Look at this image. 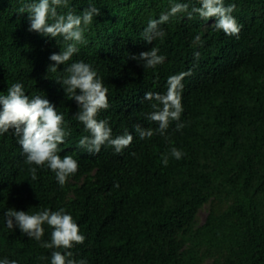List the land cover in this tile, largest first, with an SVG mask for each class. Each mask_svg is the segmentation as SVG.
I'll list each match as a JSON object with an SVG mask.
<instances>
[{
  "label": "trees",
  "instance_id": "trees-1",
  "mask_svg": "<svg viewBox=\"0 0 264 264\" xmlns=\"http://www.w3.org/2000/svg\"><path fill=\"white\" fill-rule=\"evenodd\" d=\"M24 2L0 0V95L20 82L27 95L46 96L71 132L60 155H72L79 168L63 187L47 166L32 180L34 165L25 162L18 137L13 130L0 135V259L50 264L52 250L18 226L8 229L4 213L64 208L86 237L74 257L88 264H264V0H225L236 4L238 35L217 30L215 18L183 12L160 25L165 35L152 43L141 35L150 19L172 2L191 11L199 0H69L65 10L79 14L91 2L100 14L85 31L86 43L56 72L48 71L55 63L49 57L65 42L29 31V13L18 12ZM197 35L202 46L193 43ZM152 47L165 57L156 68L131 58ZM77 60L91 64L109 90L110 107L98 118L114 137L125 130L134 136L120 153L78 145L87 135L74 118L79 106L57 82ZM189 71L182 81L184 127L173 121L165 135L140 139L136 124L158 128L146 118L153 102L145 93H163L170 75ZM171 147L183 158L169 156L164 166L161 156ZM44 227L48 241L51 229Z\"/></svg>",
  "mask_w": 264,
  "mask_h": 264
},
{
  "label": "clouds",
  "instance_id": "clouds-1",
  "mask_svg": "<svg viewBox=\"0 0 264 264\" xmlns=\"http://www.w3.org/2000/svg\"><path fill=\"white\" fill-rule=\"evenodd\" d=\"M199 7L189 4L172 2L170 9L162 13L158 19H150L142 32V38L152 43L156 38H163L164 31L160 25L167 23L171 17L178 13L187 12L189 18L198 14L201 19L215 18L214 26L222 30L226 35H238L242 25L233 15L236 4L225 5V0H199ZM69 0H25L18 12L29 13V31L38 32L49 38H62L65 46L59 53H52L49 57L55 63L50 64L48 71L56 72L57 68L65 65L73 55L79 51V45L86 43L85 31L93 22V18L100 14V9L94 3H89L79 14L68 9ZM194 45L203 42L197 35ZM159 49L152 47L148 51H142L131 58L143 62V67L156 68L162 64L165 57L158 54ZM199 59L200 53H194ZM67 75L57 80L61 83L68 99H74L79 111L74 118L84 125L83 135L79 141V147L89 153H99L102 146L110 145L117 153L129 147L134 139L132 132L125 130L122 134L113 136V130L106 119H99L102 110H107L109 105L108 88L102 78L91 64L83 60L74 61L64 69ZM189 72H181L170 75L167 79L166 91H147L144 100L152 101L153 109L147 114L149 122H156L158 128H144L136 124L135 132L140 139L151 138L156 132L165 135L170 123L176 122V129L184 127L180 122L183 112L182 106V81ZM50 78V77H48ZM79 90V91H78ZM10 130L16 137L17 143L22 147L25 162L30 167L31 179H37V169L47 166L53 173L57 182L63 187L70 176L76 174L79 168L78 160L72 155H60L59 146L71 134L67 127L64 115L57 111L56 106L46 96H29L25 93L22 83L17 82L9 86L6 95H0V135ZM183 151L171 147L170 152L162 154L161 160L164 166L169 163V156L176 160L183 158ZM118 187V184L116 185ZM6 227L13 229L18 226L23 234L40 243V247L51 249L50 264H88L86 259H76L72 249L76 245L83 244L86 237L81 233L78 223L71 213L64 208L52 210L45 208L35 213L9 208L4 213ZM51 229L50 240L45 241V227ZM43 259V257H42ZM0 264H19L18 260L4 257Z\"/></svg>",
  "mask_w": 264,
  "mask_h": 264
},
{
  "label": "rangeland",
  "instance_id": "rangeland-1",
  "mask_svg": "<svg viewBox=\"0 0 264 264\" xmlns=\"http://www.w3.org/2000/svg\"><path fill=\"white\" fill-rule=\"evenodd\" d=\"M201 215H202L203 218H205V216H206L205 212H202Z\"/></svg>",
  "mask_w": 264,
  "mask_h": 264
}]
</instances>
